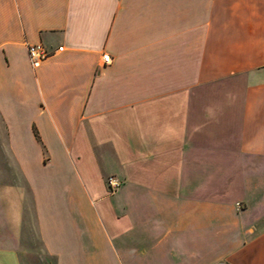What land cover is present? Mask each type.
<instances>
[{"label": "crops", "instance_id": "obj_1", "mask_svg": "<svg viewBox=\"0 0 264 264\" xmlns=\"http://www.w3.org/2000/svg\"><path fill=\"white\" fill-rule=\"evenodd\" d=\"M0 264H264V0H0Z\"/></svg>", "mask_w": 264, "mask_h": 264}, {"label": "built area", "instance_id": "obj_2", "mask_svg": "<svg viewBox=\"0 0 264 264\" xmlns=\"http://www.w3.org/2000/svg\"><path fill=\"white\" fill-rule=\"evenodd\" d=\"M28 54L31 65L36 68L46 57L51 54V51L44 45L43 42L39 41L28 43ZM104 61L107 63L112 61V56L110 53H104ZM107 183L109 187L114 190L120 186L121 180L115 175H110L107 178Z\"/></svg>", "mask_w": 264, "mask_h": 264}]
</instances>
